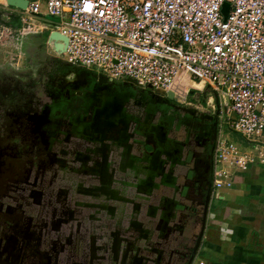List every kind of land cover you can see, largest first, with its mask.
Returning <instances> with one entry per match:
<instances>
[{
  "label": "rangeland",
  "instance_id": "374dc122",
  "mask_svg": "<svg viewBox=\"0 0 264 264\" xmlns=\"http://www.w3.org/2000/svg\"><path fill=\"white\" fill-rule=\"evenodd\" d=\"M12 13L0 3V264H183L191 256L198 219L179 216L186 213L180 208H169L163 218L159 208L143 209L148 201L182 200L187 190L133 186L127 175L114 174L110 157L86 151L97 141L89 134L94 118L86 90L96 71L64 59L49 41L48 19L39 20L46 29L36 31L15 23ZM44 33L48 37L38 45L35 39ZM209 98L204 89L183 107L201 118L214 113ZM169 114L176 118L173 126L179 116L188 117L175 108ZM185 134L176 137L186 141ZM226 137L249 147L237 133L227 131ZM188 148L180 154L178 147L173 155L197 154ZM198 153L204 183L206 151ZM134 205L139 209L133 213ZM138 213L136 230L131 227ZM6 241L14 243L17 258L1 255Z\"/></svg>",
  "mask_w": 264,
  "mask_h": 264
},
{
  "label": "built area",
  "instance_id": "2783aa9c",
  "mask_svg": "<svg viewBox=\"0 0 264 264\" xmlns=\"http://www.w3.org/2000/svg\"><path fill=\"white\" fill-rule=\"evenodd\" d=\"M22 1L23 9L0 3L36 31L46 29L39 20L53 18L47 31L66 38L61 53L70 64L110 83L172 93L182 107L207 89L219 121L214 192L264 166V0ZM227 131L249 147L229 141Z\"/></svg>",
  "mask_w": 264,
  "mask_h": 264
},
{
  "label": "crops",
  "instance_id": "0c3cea01",
  "mask_svg": "<svg viewBox=\"0 0 264 264\" xmlns=\"http://www.w3.org/2000/svg\"><path fill=\"white\" fill-rule=\"evenodd\" d=\"M92 75L94 80L86 84L88 109L97 127L102 122L98 118L107 120L102 125L107 126L109 129L106 132L112 135L110 140L103 135L97 141L100 146L96 149L101 151L103 148L102 154L99 152L97 157H110L114 174L127 175L133 186H161L164 191H174L178 190L176 186L181 185L188 192L182 200L162 198L154 203L150 201V204L148 201L143 211L159 208L163 218V215L170 216L169 208H180L179 212L185 210L186 213L177 212L179 216L198 219L200 225L192 237L191 245L194 247L207 206L205 229L192 264H264V166L251 165L247 172L236 174L231 189L220 193L211 191L205 198L206 190L199 183L203 159L198 152L202 150L193 145L188 150L197 154L191 157L186 153L177 157L173 155L178 151L181 154L185 149L186 144L176 137L184 125L178 129L173 126L174 122L162 118L164 114L169 115L162 102L165 94L120 83H102L99 73ZM157 94L161 95V100L156 102L153 95ZM182 119L179 117L178 121L184 122ZM158 127L164 128L165 134L163 131L161 134ZM159 141L163 142V146L159 147ZM179 144L181 146L176 151L175 145ZM211 157L212 154H208L210 160ZM189 172L195 176V180L190 181V177L186 176ZM134 207H130V212L139 209L137 205ZM141 217L138 213L137 224L131 228L136 229L138 224L141 225ZM179 230L185 228L181 226ZM166 233L168 231L164 236ZM9 243L11 245L6 251L16 256L12 248L14 243ZM187 261L181 263L187 264Z\"/></svg>",
  "mask_w": 264,
  "mask_h": 264
},
{
  "label": "flooded vegetation",
  "instance_id": "af4514ba",
  "mask_svg": "<svg viewBox=\"0 0 264 264\" xmlns=\"http://www.w3.org/2000/svg\"><path fill=\"white\" fill-rule=\"evenodd\" d=\"M125 86L136 87L135 85H133L131 83L127 84ZM162 102L164 103V105H166L164 107V109L170 110L171 108H175L176 110H178L180 112V114H182V112H183L184 115L187 114L188 111H190L187 108H184L182 106H178L172 100L169 101V100L164 99ZM187 116L188 117H186V118L183 117L182 120L184 122L177 121L178 124L176 126H177L178 129H180L179 126H181V127L183 125L185 126L186 120H190V121L191 120H196L195 116H192V114L191 115H187ZM162 118L167 120V121H169L170 123H173L174 120L176 119L173 115H170V114L169 115L164 114L162 116ZM167 121H165V122H167ZM202 121H204V122H202ZM191 122H193L192 125H191ZM191 122L188 123L189 125H191L190 127H185L184 128V126H183L181 128L182 132H185L186 133L185 135L188 136V139L186 141H182V143L184 145L188 144L187 146L189 148H190V146L196 145L197 147H200L202 150L206 151L205 157H206L207 161L205 162V165H204V167L206 168L205 169V174H204V177H205L204 178V183L203 182L202 183L199 182V183L202 185L201 187L204 190H206L205 198H207L209 196V194L211 193V191H213V175H212L213 174V158H214V152H215L216 143H217L218 134H219V121H218L217 115L215 113H212V114H209V115L208 114L207 115H202L201 118L199 117V118H197L196 121H191ZM197 123L200 124V125L198 126ZM95 124H96V122H94L92 127L90 128L91 131L89 132V134H91L93 138H96L97 141L100 140V138L103 137V135H105V138L110 140L112 135L108 134L106 132V130H108L109 128H107V126L102 125V124L99 127H97ZM101 126L103 127V129H102ZM158 128H159V131H160L161 134H162V131H163V134H165L164 128H160V127H158ZM102 132H105V134H102ZM98 137H99V139H97ZM91 141H93L92 138H91ZM97 141H96V144L90 142V143H92L93 145H96V146L90 145L89 147H91V148H88V150H86L87 152H93L94 151L92 153V157H95V158H98L97 156H98L99 152H101V154H102V149H103V148L102 149L100 148L101 151L96 149V148H98V146H100ZM161 146H163V142L159 141V147H161ZM180 146H181L180 144L179 145H175V149H177V147L180 148ZM210 153L212 154L211 160L208 158V154H210ZM99 159H101V158H99ZM200 178L202 180V174L200 175ZM207 190H209V191H207ZM10 245L11 244L8 243V241H6L4 243L5 247L1 251V255H3V256L4 255H6V256L8 255L6 257L7 260H9V258L10 259L17 258V256H18V254H16V256H15V255H12L11 253H8L6 251V249L7 250L9 249Z\"/></svg>",
  "mask_w": 264,
  "mask_h": 264
},
{
  "label": "water",
  "instance_id": "95a60500",
  "mask_svg": "<svg viewBox=\"0 0 264 264\" xmlns=\"http://www.w3.org/2000/svg\"><path fill=\"white\" fill-rule=\"evenodd\" d=\"M6 1L8 2L9 6H11V7L23 9L26 6V2L25 1H22V0H6ZM226 9H227V6L225 5L224 8H223L224 15L226 13ZM11 15H12V20L15 23H20V18H19V15L18 14L12 13ZM47 19L49 21L54 22V19L51 18V17H48ZM49 39L55 41V43H54L55 44V47L60 52H62L65 49V44L67 42V40H66L65 37H62L57 32H51L49 34ZM59 41H62L63 42V45L60 44ZM99 81L102 82V83L108 82L103 75H99ZM127 84L128 83H124L123 85H127ZM165 99L166 100H169V101L172 100L173 99L172 93H168ZM206 210H207V206H206V209H205L204 217L202 219V225H201V229H200V234L198 235V240H197L196 244L193 247L191 256L189 257V259L187 261V264H192V262H193V260H194V258L196 256V254H197V251H198V248H199V244H200V239H201V237L203 235L204 227H205V223H206Z\"/></svg>",
  "mask_w": 264,
  "mask_h": 264
},
{
  "label": "trees",
  "instance_id": "16d2710c",
  "mask_svg": "<svg viewBox=\"0 0 264 264\" xmlns=\"http://www.w3.org/2000/svg\"><path fill=\"white\" fill-rule=\"evenodd\" d=\"M47 37H48V34L44 33L42 36L37 37L35 40L37 41L39 45V44H43L46 41Z\"/></svg>",
  "mask_w": 264,
  "mask_h": 264
},
{
  "label": "bare ground",
  "instance_id": "6f19581e",
  "mask_svg": "<svg viewBox=\"0 0 264 264\" xmlns=\"http://www.w3.org/2000/svg\"><path fill=\"white\" fill-rule=\"evenodd\" d=\"M209 102H211V100H209Z\"/></svg>",
  "mask_w": 264,
  "mask_h": 264
}]
</instances>
